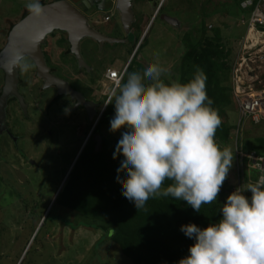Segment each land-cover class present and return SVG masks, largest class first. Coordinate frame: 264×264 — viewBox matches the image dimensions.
<instances>
[{
  "label": "rangeland",
  "instance_id": "374dc122",
  "mask_svg": "<svg viewBox=\"0 0 264 264\" xmlns=\"http://www.w3.org/2000/svg\"><path fill=\"white\" fill-rule=\"evenodd\" d=\"M186 1L187 0H169L168 4L170 7L176 5H181L183 7ZM200 3L203 5L202 11L200 9ZM231 6L233 9L238 8L235 7V0H189V3L185 5V14L184 12L181 13L183 26L180 29L165 27L159 20L153 22V17L146 26V29L143 27V34L141 37L139 36L136 49L134 52L132 51L133 54H131V48L122 58V62L119 65L118 62H113L114 58H110L109 55L106 56L107 54L105 52L97 54L93 51L88 61L90 65H101L99 67L101 71L98 73L95 72L96 74H88L87 71L85 72L84 69L79 68L78 62L73 56H71L70 59L66 58V56L69 55L64 53L69 47L65 39L67 34L55 31L47 36L46 42L44 43V50L48 57V63L54 66L57 74L67 78L77 89L89 91L92 96L98 97L103 94L101 105L93 120L87 122V120L84 119L85 117L82 111L81 115L75 112L65 113L69 110L68 108H71V105L64 104L67 108L61 109V112H64L65 115L58 119L60 121L73 120L76 121L78 125L76 124L74 126L64 122L60 124L45 122L44 125H42L46 131L42 135L39 133L41 130L36 127L38 125L35 122L28 121V123H26L25 121H20L21 118L17 115V108H13L14 102H12V108H8L7 110L12 112H10V114L8 113V115L5 113L4 122L9 121V123L6 124L11 127V131L12 129L18 131L26 129V131L31 132V135L38 131V134L32 136L38 137V135H40L42 140H37L33 142V144L29 142L28 144L36 146L37 148L41 146L48 147L49 150L45 156L43 154L40 155L39 150H36L34 147L32 150L27 151V153L35 157L42 166H45V179L50 181L52 177L54 180L60 181L61 178H63L62 182L60 181L55 185L56 191L55 193L54 191L51 192V197L53 196L54 198L57 194L56 201H64L63 198H60L62 197L60 196V190H62L67 182L72 180L78 172V168L80 167L79 161L82 160H79L80 154L89 147L88 143V147L80 152L84 140L87 139H85V137L90 134L93 128L95 132L96 125L98 124L99 126L101 122V116L97 118V115L101 113V111L103 112L105 108H110L112 111H115L114 102L104 107L106 105L107 93L114 83L103 77V74L107 71V68L115 67V65H118L116 68L122 70L129 56H131V58L127 64V73L141 71L149 63L158 62L168 69V73L164 77L166 82L168 80L180 81L184 76L188 79L193 76V64L192 61L188 60L187 55L190 53L193 46L196 44H206L208 42L217 44L222 41V44L224 43L226 48L229 49V55L226 60L229 61L231 66H234L235 63H244V68L247 73L251 68V79L255 81L256 86H264V31L253 30L255 38L253 42L248 43L249 46L247 51H244L243 39L248 32L250 18H247L246 14H242V16L229 11L232 10ZM21 8V3L15 1H0V32L5 28V31L0 33V48L5 45L7 32L9 30V23L5 22L6 18L14 19V21L17 20L20 18V15H22L21 10H23L24 7ZM197 14L202 15V18H197ZM145 23L146 21L144 22V26ZM137 50H139L138 56L134 58ZM83 54L86 56L82 50V56ZM222 75L223 72H221V76ZM18 78L20 81L23 80L20 88L32 106L30 113H33L34 119L42 121L48 120L45 116V108H51V105L47 107L48 98L51 93L49 97L46 98L49 90L41 92L42 83L41 80L37 79L36 69L30 70L27 74L18 73ZM124 78L126 79V76H124ZM20 81L18 83V88ZM2 83L3 75L0 72V88L3 86ZM224 84H226V82ZM72 108V110H74L75 106ZM12 114L14 115L13 117H11ZM222 114L223 120L226 121V125L230 128L231 137L235 141H237V138L241 137L237 142L239 144L243 143V147L246 150H251L253 148L264 150V120H262L260 124H253L252 121L247 120L248 122L245 123V126L243 127L240 124V128L238 129L239 126L236 127L235 125H237L240 120V108L239 104L236 103L233 98H231L230 102L222 109ZM53 119L54 118H50V120ZM5 129H7L6 126ZM109 129L110 122H104L100 124L98 131V134H102L108 142L112 140L119 141L122 137V133L127 131L125 127L115 132ZM52 130L54 131L51 135L53 138L49 139L50 136L46 133ZM5 131L6 130H3V134L0 133V201L2 202L0 208V264H134L131 258L123 253L121 246L111 239L104 229L97 227V220L94 217H90L87 221L81 218L79 224L67 223L64 228V238L59 240L60 246L56 251L58 244H55L57 240L53 238L54 236H50L47 239V234L52 229H54L52 232L56 230L55 222L58 219L57 215L60 214L59 211H61L60 209L62 207L59 205L58 207L55 206L52 208L51 206L42 220H39L38 216L33 222L27 219L28 214L24 212V209H20V203L23 202V199L14 198V176L17 177L16 186L22 192H25L27 188L22 190L18 184L32 176V180L36 181H32L30 185H37L39 181L42 180L40 176L41 173L38 169L30 168L27 162L23 164L22 158L14 154L10 139L7 134L4 133ZM236 133H238V136H236ZM79 137L81 138L79 142L80 147L77 148L79 145ZM53 140H56L59 144L64 143L59 148V150L63 148L61 152L58 149L54 150L56 146L54 144L56 142ZM262 140L263 144L259 143V141ZM20 146L24 149L25 146L28 145ZM220 147L221 149L229 147L234 151L233 142L231 140L228 144L220 142ZM78 152L80 153L76 157ZM262 153H264V151H262ZM37 155L42 156V158L37 157ZM66 156L68 157L65 158ZM51 162L56 164L55 167L54 165H50ZM69 163L71 164L68 166L67 164ZM14 164L17 174H15L14 171ZM41 165L40 167L42 168ZM62 165H64L63 171L59 169ZM66 165L68 169L65 172ZM229 176L230 180H232L233 175L228 174V177ZM44 185H46V180H42V186ZM41 191L42 188H39L38 191L34 189L32 194L28 195L29 197H27L25 193L22 195L26 196L25 199H27L32 206V204L39 199ZM156 198H162V196ZM47 214L48 217L44 221ZM108 228H111V226H108ZM44 244H46V249L49 246L48 250L44 248ZM58 251L59 254L57 253ZM161 264L173 263L163 261Z\"/></svg>",
  "mask_w": 264,
  "mask_h": 264
},
{
  "label": "clouds",
  "instance_id": "9594fccd",
  "mask_svg": "<svg viewBox=\"0 0 264 264\" xmlns=\"http://www.w3.org/2000/svg\"><path fill=\"white\" fill-rule=\"evenodd\" d=\"M24 7L34 18L44 15L40 0H26ZM36 67L21 50L7 61L10 73L27 74ZM167 73L160 63H149L125 72L126 79L121 76L107 93L105 104H115L109 130L127 129L113 153V158L123 155L117 172L126 170V176L116 179L137 209L150 198L170 195L199 213L202 205L217 201L234 155L215 140L222 120L207 94L203 70L197 66L187 82H166ZM165 181L171 183L164 187ZM220 211L222 218L207 227L181 225L195 242L178 264H264V174L230 192Z\"/></svg>",
  "mask_w": 264,
  "mask_h": 264
},
{
  "label": "trees",
  "instance_id": "16d2710c",
  "mask_svg": "<svg viewBox=\"0 0 264 264\" xmlns=\"http://www.w3.org/2000/svg\"><path fill=\"white\" fill-rule=\"evenodd\" d=\"M243 1L235 0V7L238 8L233 9L231 6L232 10L229 11L239 15L246 14L247 18H250L253 7L244 8ZM40 2L44 3L45 0H40ZM26 13V8H23L20 18L15 21L10 18L6 20L9 23L6 42L13 25ZM138 41L139 38L134 40L132 51ZM138 51L134 58L138 56ZM66 53H69L68 49ZM187 55L188 60L193 64V74L197 66L203 70L207 78V94L213 101L212 107L218 111L221 117L222 123L215 134L217 144L219 146L220 142L228 144L231 140L234 146V165L229 171V175H233V179L230 180L229 176L225 180L217 201L202 205L200 212L197 213L185 201L176 200L169 195L162 196V198H150L143 208L137 209L134 202L122 194V185L116 179L118 175L121 179L126 176V170L117 172L124 159L123 155L120 154L113 158L118 141L108 142L102 134L100 135L103 140L98 150L91 147L90 151L87 148L80 154L79 160H82L79 161L78 172L72 180L67 182L60 193L62 196L60 198L64 200L61 202H64L71 210L78 211L83 220L87 221L90 217H94L97 220V227L104 229L106 234L121 246L123 253L130 257L134 264H161L163 261L178 264L181 258L189 254V246L195 242L180 230L181 225L194 223L204 228L217 222L222 218L220 209L228 194L240 183L254 182L259 176L256 168L249 167L248 159L240 156L241 143L239 144L231 137L230 128L223 120L222 109L230 102L231 98L237 103L231 84L234 66H231L226 60L229 49L224 43L222 44V41L217 44L208 42L196 44ZM221 72H223L222 76ZM190 79L184 76L180 82H187ZM225 82L226 84H224ZM114 115L115 111L105 108L100 124L110 122ZM100 124L95 127L97 133ZM253 124L255 123L253 122ZM235 126L237 127V125ZM239 138L241 139V137ZM259 143L263 144V140ZM242 148L244 151L255 150L257 154L264 156L262 149L246 150L243 143ZM170 183L171 181H165L164 187ZM246 196L250 197L251 193L246 192Z\"/></svg>",
  "mask_w": 264,
  "mask_h": 264
},
{
  "label": "flooded vegetation",
  "instance_id": "af4514ba",
  "mask_svg": "<svg viewBox=\"0 0 264 264\" xmlns=\"http://www.w3.org/2000/svg\"><path fill=\"white\" fill-rule=\"evenodd\" d=\"M70 1L73 2L76 6H78V8H80L82 11H84L86 16L88 17L90 25L93 28H95L97 31H99L103 35L113 39V41H111V42L108 40H105V41H103L102 44H100L94 38L86 37L82 41V44H81V53H82L83 42H85L86 40H89V42L93 44V47H91L92 51L96 50L99 53L105 52L107 54L106 56L109 55L110 58L111 57L114 58L113 62H116V63L118 62V65L122 62L121 60L126 55V53L129 52V50L131 48L133 49L134 40L136 38H139V36L140 37L142 36L143 27H145V29H146V26L149 24L150 20L153 19V17H154L153 22H155L156 20H159L160 23L165 27H169L171 29L172 28H174V29L182 28L183 20L181 18V13L184 12V14H185V12H186L185 5H187V3H189V0H187L185 2V5H183V7L181 5H176L174 7H170V5L168 4L169 0H128V1L127 0H122V1L121 0H106L103 8L99 7L100 6L99 4H101V3H92L90 8H85V5L82 3L84 0H70ZM123 5H124L125 9L128 7V11L131 10V12H129L130 13L129 18H127L126 16L124 18V15H123L124 13L122 12V9H121V7ZM202 6H203L202 3H200L201 11L203 10ZM21 12L23 13V10H21ZM206 12H207V10H206ZM197 15H198L197 18H200V19L202 18V15H199V14H197ZM145 21H146V23L144 26ZM58 32L64 33L61 31H58ZM67 38L68 37H66V39ZM67 43H68V41H67ZM42 48H43V53H44L46 63L48 64V66L51 67L52 73H54L56 76H58L64 80H66L72 88L81 92L86 101L93 102L92 105L88 104V106L90 107V111L94 110L95 113H97V110L101 105L103 94L98 96V97H95L94 95L92 96L89 91L77 89L67 78H65L63 75L57 74V71L54 68V66H51L48 63V57H47L45 50H44V44L42 45ZM67 49L69 50V47ZM132 49H131V54H133ZM135 49H136V47H135ZM135 49H134V51H135ZM66 51L67 50H65L64 53H66ZM67 54H70L71 56L74 57V55L72 53H70V51ZM83 58L89 64V61L85 59L84 54H83ZM130 58H131V56H129V59ZM75 60H76V58H75ZM127 64L128 63L125 64L126 67H127ZM118 65H115L114 68H116ZM89 66H90V70H87L86 68H82L85 70V72L87 71L88 74L89 73H95V72L98 73L99 71H101V68H99L101 65H93V64L90 65L89 64ZM125 66H123V67H125ZM109 68H111V67H109ZM0 72L3 75V83L2 84H4V72L2 70H0ZM105 73H106V71L104 72L103 77H105ZM37 79L41 80V83H42L41 92L49 90L48 94L46 95V98L49 97V95L51 93L50 97L48 98V102H47V107L51 105V108H45L46 109L45 116H46V118H48V120H46V121L36 120V119H34L33 113L32 112L30 113V109L32 108V106L29 103L25 94L23 93L22 89L20 88L23 80L20 81L18 91L23 97V100L25 103V111L23 110L18 98L15 96H10L7 100V104H6V107L4 109V116H5V113H6V115H8V113L10 114V112H12V111H7V110H8V108H12V102H14L16 105L13 103V108H17V112H18L17 115H19L21 118L20 121L21 122L25 121L26 123H28V121L35 122L38 125L36 127L40 128V130H41L39 132L41 135L44 134L46 131L45 128L43 127L45 122H54L55 124H60V123L64 122V123L71 124L74 126L76 124L78 125V123L76 121H73V120H61L60 121L58 119V118H61L62 116H64L65 113H68V112H75V113H79L81 115V111H82V113L84 114V117H85L84 119H86L87 122L90 121L87 109L84 107L83 104H81V102L79 105H77L78 101L76 99H72L68 95H60L55 86H51L49 88L44 89L43 88V84H44L43 80L39 77H37ZM1 87H3V86H1ZM95 89H96V87H95ZM1 90H2V88H0V93H1ZM61 102H62V104H61ZM64 104L71 105V108H68L69 110L66 111L65 113L61 112V109L67 108V106ZM73 106H75L74 110H72ZM63 107H65V108H63ZM17 112H15V113H17ZM13 116L14 115L12 114L11 117H13ZM50 118H54V119L50 120ZM6 123H9V121H6V122L2 123V125H0V133L3 134V130H6L4 133L7 134V136L10 139L14 154L18 155L19 157L22 158L23 164H24V162H27L29 164L30 168L38 169L41 173L40 176H41L42 180H46V185H44V186H42V180L41 181L38 180L39 183L37 185H30L32 181H36V180H32V176H31V178H28L25 181H21V183L18 184V186L22 190L27 188V190L25 192H22L16 186L17 177L14 176V180H15V181L13 180L14 198L23 199V202L20 203L21 204L20 209L21 210L24 209L25 210L24 212H26L28 214L27 219L30 222H33V220L37 219L38 217H39V220H42L45 213L48 211V209L51 208V206H52V208L55 206L58 207L59 205L62 207L60 209L61 211H59L60 214L57 215L58 219L55 222L56 230L54 232H52L54 230V229H52L47 234L48 235L47 239L50 236L51 237L54 236L53 238L57 240V243L55 244V245L58 244L57 249H56V251H57L59 246H60L59 240H62L64 238V228H65L66 224L67 223L68 224H70V223L79 224L80 219H81V215L78 211L71 210L67 205H65L64 202L56 201L57 194H56V196H54V198H53V196L52 197L50 196L52 191H54V193L56 191L55 185L60 181L62 182L63 178H61L60 181H58V180L56 181L52 177L50 178V181L48 179H45V171H44L45 166L44 165L42 166L35 159V157H32L27 153V151L32 150L33 147L36 150H39L40 155L43 154L45 156V154L48 153L49 149L47 146H45V147L41 146L40 148H37L36 146L28 144L29 142H31V144H33V142H35L37 140H42L40 138V135H38V137L32 136L34 134L35 135L38 134V131H36L35 133H32V135H31V132L26 131V129L23 131H18V130L12 129V131H11V127ZM4 125L7 127V129H5ZM47 132L48 133H46V134H48L50 136L49 139H52L53 137H51V135L54 131L52 130V131H47ZM96 134H97V132L96 131L94 132V129H93L90 132V134L87 137H85V139L86 138L87 139L84 140V143L82 144L80 152L82 150L86 149L88 147V145H89V147H88L89 151H90L91 147H93L95 150L99 149V147L102 144V141L98 145V139L96 137ZM101 138H102V136H101ZM80 139L81 138L79 137L78 138V144L79 145L77 146V148L80 147V143H79ZM102 140H103V138H102ZM53 141L56 142L54 144V145H56L54 147V150H56V149L59 150V148L64 144V143L59 144L56 140H53ZM26 144L28 146H25V148L22 149V147L20 145H26ZM62 149H60L59 151L61 152ZM80 152H78L76 154V157ZM37 157L42 158V156H38V155H37ZM67 157L68 156H66L65 158H67ZM38 163L42 166V168L40 167V165ZM71 163H69L67 165L69 166ZM50 165H54V167H55L56 164H53L51 162ZM67 165H66V169L64 170L65 172L68 169ZM13 166H14L15 174H17V170H15V168H16L15 164ZM59 169H61V171H63L64 165H62L61 168H59ZM39 188H42V191L40 192V195H39V199L36 200V202H34V204H32V206H31L30 202L27 199H25L26 196H23L22 194L25 193L27 195V197H29L28 195H31L32 191L34 189L36 191H38ZM61 191L62 190H60V193H61ZM1 205H2V202L0 201V208H1ZM39 209H40V212H39ZM47 217H48V214L45 217L44 221L47 219ZM53 220H56V219H53ZM54 239H51V240H54ZM45 246H46V244H44V248L46 249ZM48 249H49V246L46 250H48ZM62 251H63V249H62ZM57 253L59 254V251Z\"/></svg>",
  "mask_w": 264,
  "mask_h": 264
},
{
  "label": "water",
  "instance_id": "95a60500",
  "mask_svg": "<svg viewBox=\"0 0 264 264\" xmlns=\"http://www.w3.org/2000/svg\"><path fill=\"white\" fill-rule=\"evenodd\" d=\"M105 2L106 0H84L82 3L85 8H90L92 3H101L99 7L103 8ZM42 4L44 5V15L37 19L30 16L27 12L13 25L7 42L0 51V70L4 72V84L0 93V125L4 123V109L10 96L17 97L25 111L23 97L18 91V83L20 81L18 70L14 73H10L7 70V61L15 50L23 51L26 57L36 63V76L43 80L44 89L55 86L60 95H68L72 99H76L78 101L77 105L81 102L87 109L90 120H93L96 116L95 111H90L88 106V104L92 105L93 102L86 101L81 92L72 88L66 80L52 73L51 67L46 63L42 45L46 42L49 34L55 31L66 33L69 51L76 58L79 68L90 70L89 64L84 60L81 53L82 41L86 37H90L102 44L105 40L111 42L113 39L93 28L84 11L70 0H51ZM121 9L124 13V18L125 16L129 18L131 10L128 11V7L125 9L124 5ZM100 115L101 113L97 115V118ZM96 137L99 145L102 141L101 135L97 133Z\"/></svg>",
  "mask_w": 264,
  "mask_h": 264
},
{
  "label": "built area",
  "instance_id": "2783aa9c",
  "mask_svg": "<svg viewBox=\"0 0 264 264\" xmlns=\"http://www.w3.org/2000/svg\"><path fill=\"white\" fill-rule=\"evenodd\" d=\"M242 6L244 8L253 7L249 19V29L243 39V48L244 51H247L249 46L248 43L253 42L255 38L253 30L264 31V0H244ZM125 72L126 66L122 68V70L109 68L105 73V78L115 83V81L120 79L121 76H124ZM251 76V68L247 73L244 68V63L234 64L231 84L233 95L240 108V120L237 123V126H239L238 129L240 128V124L244 127L247 120H250L255 124L261 123V121L264 120V86L261 88L256 86L255 81L251 79ZM105 78L104 80L107 82ZM236 136H238V133H236ZM240 147L239 154L241 157L248 159L249 167L256 168L259 175L264 174V156L257 154L255 150L244 151L242 144ZM244 185L245 183H240L237 187H243Z\"/></svg>",
  "mask_w": 264,
  "mask_h": 264
},
{
  "label": "crops",
  "instance_id": "0c3cea01",
  "mask_svg": "<svg viewBox=\"0 0 264 264\" xmlns=\"http://www.w3.org/2000/svg\"><path fill=\"white\" fill-rule=\"evenodd\" d=\"M0 1H2V0H0ZM4 2H11V1H15V2H17V3H21V6H22V8L24 7V5H25V3H26V0H3ZM45 1H51V0H45ZM21 8V9H22ZM25 8V7H24ZM5 13V12H4ZM7 14V13H6ZM1 17V16H0ZM11 19V18H10ZM6 20H7V18H6ZM6 22V21H5ZM2 31H5V28L2 30ZM1 31V32H2ZM0 32V33H1ZM84 43H85V45H84ZM91 47H93V44L92 43H90L89 42V40H86L85 42H83V45H82V50H83V52L86 54V56H85V59L86 60H89L90 59V56L93 54V51H92V48ZM94 52L95 53H97V54H99V52L98 51H96V50H94ZM66 58H68V59H70L71 58V55L69 54L68 56H66ZM73 58V57H72ZM130 60V59H129ZM128 60V61H129ZM128 61H127V63H128Z\"/></svg>",
  "mask_w": 264,
  "mask_h": 264
},
{
  "label": "bare ground",
  "instance_id": "6f19581e",
  "mask_svg": "<svg viewBox=\"0 0 264 264\" xmlns=\"http://www.w3.org/2000/svg\"><path fill=\"white\" fill-rule=\"evenodd\" d=\"M105 110V109H104Z\"/></svg>",
  "mask_w": 264,
  "mask_h": 264
}]
</instances>
